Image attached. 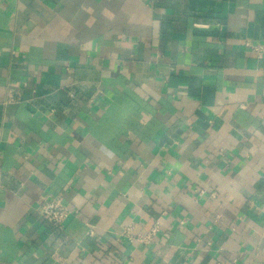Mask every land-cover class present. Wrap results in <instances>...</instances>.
<instances>
[{
  "label": "crops",
  "instance_id": "obj_1",
  "mask_svg": "<svg viewBox=\"0 0 264 264\" xmlns=\"http://www.w3.org/2000/svg\"><path fill=\"white\" fill-rule=\"evenodd\" d=\"M247 41L264 0H0V264H264Z\"/></svg>",
  "mask_w": 264,
  "mask_h": 264
},
{
  "label": "built area",
  "instance_id": "obj_2",
  "mask_svg": "<svg viewBox=\"0 0 264 264\" xmlns=\"http://www.w3.org/2000/svg\"><path fill=\"white\" fill-rule=\"evenodd\" d=\"M246 47L253 52L257 58H264V43L246 42ZM39 213L45 224L53 231H61L64 222L69 216V209L64 205L61 198L50 197L45 199L39 207ZM134 224L130 223L124 227L121 236L130 242L150 243L159 232V225L156 224L146 234H136Z\"/></svg>",
  "mask_w": 264,
  "mask_h": 264
}]
</instances>
